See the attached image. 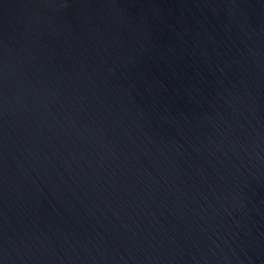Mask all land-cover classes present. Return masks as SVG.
I'll list each match as a JSON object with an SVG mask.
<instances>
[{"label":"water","instance_id":"95a60500","mask_svg":"<svg viewBox=\"0 0 264 264\" xmlns=\"http://www.w3.org/2000/svg\"><path fill=\"white\" fill-rule=\"evenodd\" d=\"M0 264H264V0H0Z\"/></svg>","mask_w":264,"mask_h":264}]
</instances>
